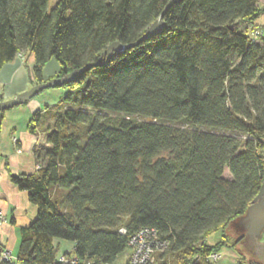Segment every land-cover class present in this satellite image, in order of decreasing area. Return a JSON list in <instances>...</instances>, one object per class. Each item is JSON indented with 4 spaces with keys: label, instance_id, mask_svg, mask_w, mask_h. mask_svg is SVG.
<instances>
[{
    "label": "trees",
    "instance_id": "1",
    "mask_svg": "<svg viewBox=\"0 0 264 264\" xmlns=\"http://www.w3.org/2000/svg\"><path fill=\"white\" fill-rule=\"evenodd\" d=\"M48 1L0 0V73L29 53L42 83L51 60L60 77L135 43L163 12L164 28L50 88L65 93L28 126L49 145L41 168L11 176L37 216L16 262L0 264H117L141 230L167 244L154 264H213L242 239L226 228L264 182V37L249 36L260 0ZM56 240L75 244L74 263Z\"/></svg>",
    "mask_w": 264,
    "mask_h": 264
},
{
    "label": "crops",
    "instance_id": "2",
    "mask_svg": "<svg viewBox=\"0 0 264 264\" xmlns=\"http://www.w3.org/2000/svg\"><path fill=\"white\" fill-rule=\"evenodd\" d=\"M20 55L1 70L0 95L3 101L15 98L36 84L33 55ZM58 71L59 65L51 60L43 69L44 80L53 78ZM64 93L63 89L45 90L28 103L8 110L0 125V211L7 219L0 225V243L15 255L18 253L22 229L28 228L35 220L37 208L29 201L27 192L13 184L11 176L37 171L36 154L49 145L42 134L33 135L29 132V123L35 112L42 113L47 106L57 104ZM217 233L214 234V241L218 239ZM55 244L65 253L72 252L75 247L72 242L59 240ZM236 249L237 246L234 249L224 248L216 264H237L239 256ZM252 262L256 261L248 263Z\"/></svg>",
    "mask_w": 264,
    "mask_h": 264
},
{
    "label": "water",
    "instance_id": "3",
    "mask_svg": "<svg viewBox=\"0 0 264 264\" xmlns=\"http://www.w3.org/2000/svg\"><path fill=\"white\" fill-rule=\"evenodd\" d=\"M163 15L164 12L156 21H154L147 28L145 33L135 43H131L128 45H124L117 41L111 43L105 49V51L102 53L101 57L96 63L87 64L84 67L80 69H76L63 76L51 78L48 81L42 83H37L34 86H32L29 90L18 94L13 99L0 101V111L10 110L14 107L24 105L29 101H31L33 98H35L37 95L42 93L43 91L48 90L50 88L61 87L63 85L72 83L76 81L78 77L82 76L86 71L90 70L92 67L100 65L101 62L103 61V58H106V61H108L114 54L129 49L135 45H138L140 42L148 41L154 38L155 36L160 34L164 28V21L162 19ZM240 219L242 224L248 228L249 234L256 235L264 230V182L259 193L253 199L251 205L247 209L246 215Z\"/></svg>",
    "mask_w": 264,
    "mask_h": 264
},
{
    "label": "rangeland",
    "instance_id": "4",
    "mask_svg": "<svg viewBox=\"0 0 264 264\" xmlns=\"http://www.w3.org/2000/svg\"><path fill=\"white\" fill-rule=\"evenodd\" d=\"M57 0H49L48 1V9L51 10ZM260 13L259 16L254 20V26L253 30L251 31H260L262 33L261 37H264V0H260ZM245 24L242 22H238L235 24V28L241 32L245 30ZM250 31V32H251ZM50 71V70H49ZM34 86V85H33ZM115 115H112L114 117ZM225 175L228 176V171L225 172ZM226 235H229L232 238H239L242 237V239L239 241L237 245V251L238 253V260L243 257V260L245 264H247L249 261H256L259 263L264 264V230L260 232L259 234L252 235L248 233V228L245 227L241 219L233 220L227 227L225 231ZM215 235L211 234L209 237V241L213 242L215 240ZM217 240L221 239V233H217ZM59 257H65L66 259L70 260L72 255V252H69V255L65 252H62V250L59 248ZM130 249L127 248L125 252H123L117 259V264H128L129 258H130ZM220 254V253H219ZM218 262V261H217ZM216 262V263H217Z\"/></svg>",
    "mask_w": 264,
    "mask_h": 264
},
{
    "label": "built area",
    "instance_id": "5",
    "mask_svg": "<svg viewBox=\"0 0 264 264\" xmlns=\"http://www.w3.org/2000/svg\"><path fill=\"white\" fill-rule=\"evenodd\" d=\"M250 38L253 41L259 40L262 33L258 30L249 32ZM21 55L19 54L18 57ZM40 165H36V169H40ZM6 216L0 211V225L5 222ZM121 233H125V229H120ZM130 246V258L128 264H154L155 253L162 252L166 249L167 244L157 237L156 232L149 230H141L136 235H133L129 241ZM220 259V254L218 252H212L207 256V261L215 264ZM17 260V255L13 254L11 251L7 250L0 243V262H11L15 263ZM59 262L68 263L75 262V257H71L70 260L65 257H58Z\"/></svg>",
    "mask_w": 264,
    "mask_h": 264
}]
</instances>
